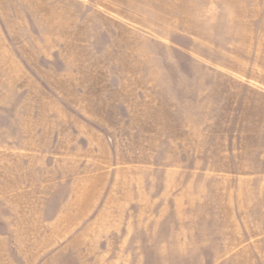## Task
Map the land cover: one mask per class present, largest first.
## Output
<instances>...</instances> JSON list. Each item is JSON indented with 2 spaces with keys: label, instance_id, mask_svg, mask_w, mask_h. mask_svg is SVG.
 Segmentation results:
<instances>
[{
  "label": "rangeland",
  "instance_id": "374dc122",
  "mask_svg": "<svg viewBox=\"0 0 264 264\" xmlns=\"http://www.w3.org/2000/svg\"><path fill=\"white\" fill-rule=\"evenodd\" d=\"M0 264H264V0H0Z\"/></svg>",
  "mask_w": 264,
  "mask_h": 264
}]
</instances>
